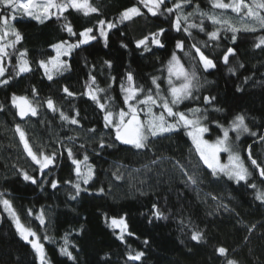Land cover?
I'll return each mask as SVG.
<instances>
[{
  "label": "trees",
  "instance_id": "16d2710c",
  "mask_svg": "<svg viewBox=\"0 0 264 264\" xmlns=\"http://www.w3.org/2000/svg\"><path fill=\"white\" fill-rule=\"evenodd\" d=\"M91 2L99 12L85 16L69 9L59 19L53 16L43 24L16 14L17 19L11 21L23 40L10 52V65L5 77L0 78L10 81L0 86V105H3L0 110V192L12 201L22 223L41 238L50 264H227L229 259L238 264H264V203L256 199L257 193L264 191V178L258 171H253L248 183L213 176L183 128L152 138L149 149L136 150L122 144L115 139V129L105 127V111L85 94L91 77L95 76L96 85L105 89L97 94L107 110L113 113L125 110L127 104L120 85L127 87L126 76L131 73L134 84L144 89L138 99H143L149 89L156 94L154 77L160 85V95L170 99L167 66L175 53L189 71L195 66L199 77L194 98L178 105V110L200 108L199 115L207 116L205 125L209 128L206 134L209 139L222 136L217 123L229 127L233 118L241 113L247 117L249 128L264 134V46L255 47L264 31L240 32L235 43L232 34L223 30L219 40L209 39L207 33L218 26L195 11V5L199 4L203 12L219 15L222 10L214 9L209 0H192L182 9L185 15L193 13L188 21L182 22L184 27L203 22L205 31L190 28V36L175 30L176 13L152 16L137 0ZM174 2L166 0L169 7ZM132 6L140 7L144 14L119 23L120 13ZM65 17L77 33L93 27L97 39L65 56L70 68L60 73L55 71L53 79L49 80L39 61L55 56L52 45L61 41L74 43L78 39L64 30ZM225 18L238 23L231 10H227ZM99 20L117 25L108 31L107 46L99 35ZM161 28L166 30L160 38L164 47L152 44L151 40L150 51L136 46L137 40ZM180 40L184 43L183 50L176 47ZM193 44L214 60L215 69L203 70ZM228 48L235 49V55L224 64L222 56ZM25 50L32 71L17 75L15 66L19 63V53ZM105 61H110L111 67ZM229 67L235 69V73L229 72ZM173 80L176 85L180 84L175 77ZM65 87L76 95L68 96L63 91ZM13 95L31 100L38 107L37 115L21 117L12 104ZM205 97H215V100L207 104ZM49 98L57 111L48 108ZM215 108L223 111H215ZM153 110L161 111L158 107ZM61 112L79 123L63 120ZM141 118L146 120V114L141 113ZM17 125L25 131L34 151L56 153L55 164L43 174L24 150ZM229 136V142L242 153L250 169L253 166L247 160L246 151L249 145L253 158L264 167V141L247 133L236 139V133L230 131ZM68 149L76 159L89 157L87 165L94 168V176L88 184L77 179ZM153 160L157 163L152 164ZM175 161H180L189 174L198 177V185L184 183L186 177L174 167ZM25 171L37 178L36 184L23 179ZM81 171L87 172L83 164ZM117 176L123 178L117 179ZM53 181L58 182L55 189L51 187ZM76 182L80 183L82 191L72 199ZM251 183L257 185L256 189L249 187ZM101 188L103 192L99 191ZM153 205L166 219L154 216ZM41 210L44 224L38 219ZM121 217L128 225L123 240L120 228L111 225L112 218ZM194 231L203 233L202 241L191 239ZM45 236L49 239H44ZM22 240L14 221L0 205L1 257L10 256L9 249ZM62 247H67L75 260L63 255ZM220 247L228 249L226 256L219 254ZM141 251L145 253L141 260L128 259L129 254ZM3 262L0 264H6ZM21 263L22 259L16 256L11 264Z\"/></svg>",
  "mask_w": 264,
  "mask_h": 264
},
{
  "label": "snow or ice",
  "instance_id": "6c2138e0",
  "mask_svg": "<svg viewBox=\"0 0 264 264\" xmlns=\"http://www.w3.org/2000/svg\"><path fill=\"white\" fill-rule=\"evenodd\" d=\"M211 6L214 9L222 10L219 15L212 14L209 15L200 9L199 4L195 5V11L199 13L201 17H206L211 20L213 25L218 26L216 30L207 33L209 39L219 40L220 32H230L232 34V42L235 43L237 40V34L240 32H258L264 31V0H209ZM192 3V0H175L172 6H168L166 0H137L138 5H142L147 9L152 16L164 15V13L172 14L176 13L174 20V28L177 32L184 31L191 35L189 31L190 28H199L200 31H205L203 27V22L199 25L192 23L187 27L183 26L182 22L188 21L189 17L193 13L183 14L182 9ZM5 9H8V13H5ZM69 9H74L76 11L82 12L85 16L92 13L99 12V8L95 6L91 0H0V77H5L7 69L4 67L5 58L11 57V53L8 51L9 48H15L18 43L23 40V35L14 26L11 21L17 19L19 14L23 17L32 18L39 23L43 24L46 20L51 19L56 16L59 19L65 12ZM227 10L236 14L238 23L233 22L231 18H225V13ZM144 13L138 6H132L126 8L119 15V23H124L125 21H131L134 17L142 16ZM65 24L63 28L70 36L78 37L76 42L61 41L60 43L52 45L56 50V55L50 60L39 61V66L44 69L45 75L49 80L53 79L52 72L56 71L58 73L68 70L70 65L67 61L61 59L63 56H70L73 50L80 48L82 45H87L91 41L97 39V36L93 34V27H86L83 31L77 33L74 31L71 22L67 21L65 17ZM117 27L115 23L108 22L105 20L98 21L99 35L104 39L105 46L108 43V31ZM166 30L161 28L155 33H151L150 36H145L143 39L136 41V46L140 48L143 46L145 51H150L149 40L154 45L159 47H164L161 42V37ZM13 36L10 42H5L7 36ZM258 43L255 44L256 48H261L264 46V35L258 38ZM127 47V45H122ZM207 46V45H205ZM176 47L183 50L184 43L182 40L176 42ZM198 54L199 61L202 64L203 70L208 71L210 69H215L217 67L213 59L205 55L203 51L195 44L192 45ZM235 55V49L228 48L225 54L222 56V61L224 64L229 63V57ZM27 57V50L19 53V63L16 65L17 72L19 75L21 73L31 72L29 60ZM108 67H111L110 61H105ZM241 67L243 65L241 64ZM229 72L235 73V69L229 67ZM167 82L169 84L170 99L168 97L160 95V85L157 83V78H153L152 83L156 85V94L153 95L151 89L144 95L143 99H138L141 93L144 92L142 86H136L134 84V78L131 73H128L126 80L128 81L127 87L122 83L120 85L121 90L125 93L124 102L128 106V110L120 109L118 114V120L115 118L114 113L107 110V105L100 102V97L97 93L104 92L105 89L100 88L96 85V77H91V83L87 85L88 92L85 93L90 97V99L95 102L99 108L105 111L104 121L105 127L111 126L115 129V139L120 141L122 144L130 145L136 150H145L150 148V140L152 138L161 137L165 134H171L179 131L181 128L186 129V135L192 140L195 146L194 150L199 155L200 160L212 171V175L219 177L224 176L229 180H235L237 183L241 181L248 183L253 175V171H258L259 176L264 178V167L257 159L253 158L252 148L249 145L246 149L247 160L251 162L253 166L252 169L249 168L245 161V158L240 152L234 151L230 141L229 133L235 132L236 139L240 138L242 133H247L252 137H258L260 141H264V134L257 131H253L249 128L246 120L247 117L244 114H237L229 127H224L217 123V127L222 129V136H218L215 140L210 141L204 138V134L209 132V128L203 125L202 121L207 119V116L199 115L202 110L200 108H190L187 111H179L178 105L182 104L187 99H192L193 92L198 91L199 88V77L193 66L192 70L189 71L180 62L179 57L173 53L172 58L168 61L167 66ZM173 77L180 81L177 86L174 83ZM115 80V78H112ZM247 79V78H245ZM8 78L0 79V86H6L9 83ZM95 85V87H93ZM63 91L68 96H74L75 93L69 91L67 87ZM198 99V97H195ZM111 99V97H109ZM12 104L19 110V115L21 117L37 115V108L32 106V103L27 97L13 95ZM215 100V97H205V103L211 104ZM131 101H136L132 103ZM143 105L144 107H140ZM48 108L53 111H57L54 106V102L49 98L47 100ZM154 107L161 109L158 113L154 111ZM3 105H0V110H2ZM215 111H223V109L215 108ZM206 111V110H203ZM141 113L146 114V120L141 119ZM61 118L68 121L71 124H78L79 121L75 118H70L63 112L60 113ZM77 115L79 113L77 112ZM16 131L19 133L20 140L23 143L24 150L27 152L28 156L39 165V172L44 173L45 169L53 166L56 162V153L45 154L44 152H37L33 150L30 145L25 131L19 126H16ZM91 131H95L92 129ZM111 146V145H109ZM101 147L104 144L101 143ZM190 151H192L190 149ZM221 153H227V163H221ZM68 157L72 160V164L75 165V173L78 180L83 181L84 184H88L89 181L94 176V168L91 165H87L89 157L84 156L83 160L74 158V154L71 149L67 151ZM152 164L157 163L156 160L151 161ZM87 167V172L81 171V165ZM147 167V165H145ZM174 167H178L180 171L185 175L186 180L184 183L191 185H198V177L193 173L189 174L185 169V166L180 163V161H175ZM136 171H139L138 169ZM117 179H122V176H117ZM23 179L30 181L33 184L37 183V178L29 175L28 172H23ZM44 181H41L43 183ZM66 183H72V181H66ZM58 182L53 181L51 183L52 188H56ZM75 189V195L72 199L82 191L80 183L76 182L73 184ZM249 187L256 189L257 185L255 183L249 184ZM86 191V189H84ZM103 192L104 189L99 190ZM215 199V197H213ZM256 199L264 203V191H260L256 195ZM0 205H3L4 211L12 218L15 223V227L21 238L26 241L35 250L40 264H50L48 260L43 243L40 242L41 238L37 235L36 231L32 228L25 226L22 223L20 216L18 215L15 207L11 200L5 198V194L0 192ZM156 208L155 205H153ZM29 215L31 211L29 210ZM154 216L157 219L165 218L164 213L158 208L154 212ZM41 224L45 223V218L43 210L38 217ZM183 223V221H181ZM111 225L120 228L121 234L120 239H124V233L127 232L128 225L125 222V218L121 217L119 220L112 218ZM254 227V226H253ZM131 235V233H129ZM44 239H49L47 236ZM191 239L197 242L203 240V233L200 231H194ZM67 243V241H65ZM147 243V241H145ZM63 255L68 256L70 259L75 260L72 252L68 250L67 247H62L60 249ZM218 252L222 256H226L228 249L225 247L218 248ZM144 252H136L135 255L129 254L128 259L133 261H139L144 257ZM227 264H238V261L227 260Z\"/></svg>",
  "mask_w": 264,
  "mask_h": 264
},
{
  "label": "rangeland",
  "instance_id": "374dc122",
  "mask_svg": "<svg viewBox=\"0 0 264 264\" xmlns=\"http://www.w3.org/2000/svg\"><path fill=\"white\" fill-rule=\"evenodd\" d=\"M12 39H14L13 36L9 35L5 38V42H10ZM13 48H9L8 51L12 52ZM56 55V54H55ZM61 59L65 60V56L61 57ZM9 58H5L4 60V67L8 70V67L10 65V63L8 62ZM7 72V71H6ZM55 71L52 72V75L54 76ZM57 73V72H56ZM1 78V77H0ZM178 86V85H177ZM125 95V93H124ZM26 97V96H24ZM29 100V99H28ZM32 103L33 107L38 108L31 100H29ZM132 103H135L134 101H131ZM128 110V106L125 109V111ZM19 113V110H18ZM115 114L118 113H114ZM115 118L118 120V116H115ZM142 119V118H141ZM143 120V119H142ZM203 125H205V120L202 121ZM206 126V125H205ZM207 133L204 134V138L210 141H213L211 139H209L206 135ZM230 143V142H229ZM233 150L234 151H238L240 152L237 147H235L232 143H230ZM241 153V152H240ZM242 155V153H241ZM243 156V155H242ZM221 163H227V153H221ZM3 206V205H2ZM41 242V241H40ZM10 252V256L6 257V259H3L1 256H3L2 254H0V263H2L3 261L6 262V264H11L15 257L17 256L18 258L22 259V263L21 264H40V261L38 259V256L35 252V250L31 247V245H29L26 241L22 240L19 244L13 246L12 248L9 249ZM18 254V255H17ZM4 263V262H3Z\"/></svg>",
  "mask_w": 264,
  "mask_h": 264
}]
</instances>
